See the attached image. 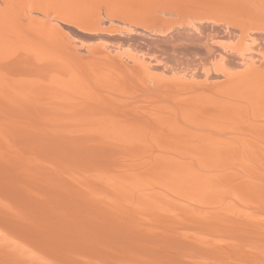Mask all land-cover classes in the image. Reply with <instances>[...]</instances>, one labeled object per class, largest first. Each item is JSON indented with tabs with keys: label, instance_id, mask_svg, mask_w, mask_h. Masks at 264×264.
Here are the masks:
<instances>
[{
	"label": "bare ground",
	"instance_id": "6f19581e",
	"mask_svg": "<svg viewBox=\"0 0 264 264\" xmlns=\"http://www.w3.org/2000/svg\"><path fill=\"white\" fill-rule=\"evenodd\" d=\"M167 1L235 64L143 45L167 29L123 0H0V264H264V0Z\"/></svg>",
	"mask_w": 264,
	"mask_h": 264
},
{
	"label": "rangeland",
	"instance_id": "374dc122",
	"mask_svg": "<svg viewBox=\"0 0 264 264\" xmlns=\"http://www.w3.org/2000/svg\"><path fill=\"white\" fill-rule=\"evenodd\" d=\"M139 1V0H138ZM141 1V0H140ZM137 2V0H123V5L125 6H127L128 5V7L130 8V9H132V7L133 8H135L133 11L134 12H136V14L138 13H140V12H138V11H142L141 12V14H143V12H144V9H145V11H147V13H149L150 11H151V14L149 13V15L146 13V14H144V16L143 17H145L146 15V18H149L150 19V17L151 18H153V19H155V21L156 22H158V24L159 25H157V23H155V27H157V26H160V24H162L161 25V28H162V26H163V30H164V28H166L167 30H164L163 31V34L162 33H160V34H162L161 36H160V34L158 33H152V32H150L151 34H149V31L148 32H146V34L145 35H147L146 37H145V35H143V36H141V37H139L140 39H139V42L141 41H143L144 39H146L145 41H143L142 42V44L143 45H146V44H155V45H161V46H163V44H167L166 46H171V45H173L174 43H177V44H174V45H176V46H179V44H180V46L178 47V49H179V51L181 52V53H183V54H186V55H188V56H190V55H192L194 52L195 53H201L202 52V49H203V44H209L210 45V43H213L214 44V48L216 49L217 48V51L220 49V50H222V51H218V52H223L225 55V57H226V59H227V61H229V64H227V61H226V63H224V64H226L227 65V67H229V66H233L234 64H235V60H234V58H236V57H234L236 54H238L237 52H238V50L240 49V43L239 42H237L238 41V39H237V35H236V33H234L235 32V30L234 29H232V27L231 26H229L227 23H225L224 24V22L223 21H220V23L218 22V23H215L214 24V20H209V19H207V17H205V16H207V15H203V14H201V9L199 10V9H197V8H193V9H191L190 10V8L189 7H187V5L185 6V8L184 9H182V7L180 8L179 7V5L178 4H169L168 3V1L167 0H152V1H150V0H142L141 2ZM154 1V2H153ZM144 2V3H143ZM152 2H153V4H152ZM147 3V4H146ZM150 3L152 4V5H150ZM147 6L148 4V7L146 8V6ZM177 5V6H176ZM132 6V7H131ZM143 6H144V8H143ZM186 7H187V9H189V10H187L186 9ZM177 8V9H176ZM137 9H139V10H137ZM147 9V10H146ZM148 9H149V11H148ZM180 9H182V11L180 10ZM101 10V9H100ZM137 10V11H136ZM158 11V12H157ZM172 12V14H169V13H171ZM184 12V13H183ZM186 12H187V14H186ZM200 12V13H199ZM100 13V21H101V18H102V24H101V28L103 29L102 31H103V33L104 34H106L107 36H108V34H109V36H113L114 38H117L118 36L123 40L124 38H125V40H123L124 41V43H121L120 45L122 46V48L120 49V45H118V47H119V53L121 54V56L123 57V59H128V58H131V57H135V56H137L139 53V51H138V49L136 50L135 48H137L136 47V45H133V43L132 42H130V38L132 37V35L130 34V33H128V32H125L124 34H123V32L124 31H119V32H115V34H114V32H113V30L112 29H108L109 28V21L110 22H112V20L110 19V18H108V19H106L107 18V16L104 14V12H103V8H102V10L99 12ZM175 15H174V14ZM199 13V14H198ZM178 14L180 15V16H178ZM155 15V16H154ZM169 15H171V16H169ZM183 15H185V16H183ZM186 15H188V16H186ZM106 16V17H105ZM178 18H177V17ZM182 16V17H181ZM107 20V21H104L105 19ZM156 17V18H155ZM180 17V18H179ZM188 18L189 17V19L190 20H188V21H186L185 20V23L183 22L184 20H183V18ZM191 17V18H190ZM156 19H158L159 21H157ZM177 19V20H176ZM179 19V20H178ZM196 19H199L200 20V22H202V23H200V22H198L199 20H196ZM214 19H218V17H216V18H214ZM194 20H195V22H194ZM205 20V21H204ZM207 20V21H206ZM225 20V19H224ZM176 21V22H175ZM191 21V22H190ZM208 21H210V22H208ZM212 21V22H211ZM219 21V20H218ZM190 22V23H189ZM222 22V23H221ZM113 25H117V26H122V24H120L118 21H115V20H113ZM183 23V24H182ZM105 24L107 25V26H105ZM182 24V25H181ZM194 24H196V25H194ZM217 24H219V25H217ZM227 24V26H224V25H226ZM157 25V26H156ZM185 25V26H184ZM222 25V26H221ZM103 26V27H102ZM149 26V25H148ZM191 26V27H190ZM194 26V27H193ZM221 26V27H220ZM60 27V28H59ZM73 28H74V30L76 29H78V30H80V31H82L80 28H78L77 26H72ZM107 27V28H106ZM227 27V28H226ZM62 28V29H61ZM188 28V29H187ZM194 28V29H193ZM229 28V29H228ZM58 29L61 31L62 30V33L63 34H65L66 36H67V38H69L73 43L75 42L76 44H77V42H76V40H78V44H80V42H83L84 43V40H86L87 41V43H86V41H85V43L83 44V45H89V43H88V41L90 40V39H88L86 36H83V34H81V33H79V31L77 32V31H75L74 32V35H73V32H71L69 29H67V28H65V27H63V26H58ZM64 29V30H63ZM141 29V28H140ZM185 29V30H184ZM66 30V31H65ZM149 30H151V28L149 29ZM198 30V31H197ZM225 30V31H224ZM227 30V31H226ZM112 31V32H111ZM169 31V32H168ZM197 31V32H196ZM67 32V33H66ZM71 32V33H70ZM112 34H111V33ZM164 32H165V34H164ZM123 34V35H121L120 36V34ZM126 33H128L127 35H126ZM234 33V34H233ZM114 34V35H113ZM119 34V35H118ZM154 34H156V35H154ZM168 34V35H167ZM218 34H220V35H218ZM73 35V36H72ZM150 35V36H149ZM158 35V36H157ZM167 35V36H166ZM74 36H75V38H74ZM78 36V37H77ZM116 36V37H115ZM124 36V37H123ZM126 36H127V39H126ZM130 38H129V37ZM154 36V37H153ZM235 36H236V38H235ZM80 37H82V38H84V39H81ZM144 37V39L142 40V38ZM150 37V38H149ZM153 39H152V38ZM156 37V38H155ZM160 37H162V38H160ZM166 37V38H165ZM75 40H73V39ZM107 38V37H106ZM106 38H104L103 39V37L101 38V39H99L100 41H102V42H104L103 40H105ZM148 38V39H147ZM103 39V40H102ZM158 39H159V41H158ZM163 39H165V40H163ZM79 40H81V41H79ZM128 40V41H127ZM168 42H167V41ZM211 40V41H210ZM147 41L148 42H150V43H147ZM154 43H153V42ZM156 41V42H155ZM203 41V42H202ZM209 41V42H208ZM90 42H91V44H94L95 42H97L96 40H93V41H91L90 40ZM140 42V43H141ZM146 42V43H145ZM159 42V43H158ZM194 42V43H193ZM128 43H130L128 46H127V44ZM157 43V44H156ZM173 43V44H172ZM186 43V44H185ZM192 43H193V45H192ZM199 43H202L201 44V46H200V44ZM227 43V44H226ZM124 44V45H123ZM169 44V45H168ZM188 44V45H187ZM196 44V45H195ZM213 44H211V46L210 47H212V45ZM130 45H131V47H130ZM164 45V46H165ZM185 45V46H184ZM191 45V46H190ZM134 46V47H133ZM191 47V48H190ZM197 47V48H196ZM233 47V48H232ZM187 48V49H186ZM130 49V50H129ZM134 49H135V52H134ZM195 49V50H194ZM199 49V50H198ZM230 49V50H229ZM183 50V51H182ZM190 50V51H189ZM137 51V52H136ZM200 51V52H199ZM231 51H233V52H235V53H233V54H235L234 56H232V53H231ZM188 52H190V54L188 53ZM191 52H193V53H191ZM226 52H227V56H226ZM231 54H230V53ZM133 55V56H131V54ZM138 53V54H137ZM141 54H139L138 56H144V55H147L148 54V57H151L152 58V54H150L149 55V53H146V54H144L145 52H140ZM223 53H221V54H223ZM137 54V55H136ZM230 54V55H229ZM234 57L233 59H231L230 57ZM148 57H146V56H144V58H148ZM229 58V59H228ZM233 60V61H232ZM231 61H232V63H231ZM235 61V62H234ZM159 63H161V62H159ZM152 65V66H151ZM149 67H151V69L152 70H150V72L152 73V76L155 78V77H157L158 76V78L157 79H159V80H161V81H167V82H171V81H176V80H172V76L173 75H171L172 73L171 72H169L168 71V73H171V74H168L167 73V70H164V69H162L161 70V68H162V64H160V65H154V63L153 62H151V64L149 65ZM158 70V71H157ZM162 72H161V71ZM160 71V72H159ZM162 73V74H161ZM166 74V75H165ZM162 75V76H161ZM178 75H179V78H180V76H182V74L180 75V73L179 74H177V76L176 77H173V79L174 78H176V79H178ZM168 76L169 77H171V78H169V80H164L163 78L165 77V78H168ZM151 78V77H150Z\"/></svg>",
	"mask_w": 264,
	"mask_h": 264
}]
</instances>
